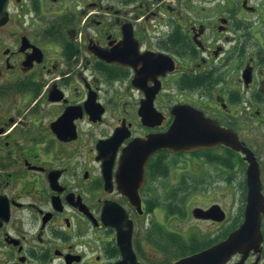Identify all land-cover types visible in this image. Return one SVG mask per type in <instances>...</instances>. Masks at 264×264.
Wrapping results in <instances>:
<instances>
[{
	"label": "flooded vegetation",
	"instance_id": "1",
	"mask_svg": "<svg viewBox=\"0 0 264 264\" xmlns=\"http://www.w3.org/2000/svg\"><path fill=\"white\" fill-rule=\"evenodd\" d=\"M0 9V264H264V0ZM180 107L247 154L161 149L125 169ZM247 159L263 207L242 231Z\"/></svg>",
	"mask_w": 264,
	"mask_h": 264
},
{
	"label": "water",
	"instance_id": "2",
	"mask_svg": "<svg viewBox=\"0 0 264 264\" xmlns=\"http://www.w3.org/2000/svg\"><path fill=\"white\" fill-rule=\"evenodd\" d=\"M145 144L153 150L166 146L170 147L173 151L179 152L213 149L222 144L237 150L240 149L231 135L223 130L218 122L207 119L204 115L195 111L178 112L174 125L164 138H155ZM145 144L135 145L134 147L143 148ZM131 150L127 154V160L131 159ZM140 160L147 161V159H144V155H142ZM249 179L250 195L247 206L246 222L242 227V231H245L252 223L256 222L255 217H258L263 207L262 198L260 197L259 176H254L251 172ZM236 239L235 236L231 237L230 242L232 243Z\"/></svg>",
	"mask_w": 264,
	"mask_h": 264
},
{
	"label": "rangeland",
	"instance_id": "3",
	"mask_svg": "<svg viewBox=\"0 0 264 264\" xmlns=\"http://www.w3.org/2000/svg\"><path fill=\"white\" fill-rule=\"evenodd\" d=\"M235 1V0H234ZM216 154H219L218 152ZM215 160V159H214ZM214 163L208 164L207 165V170L214 175V173H217L215 170H217L216 167L213 166Z\"/></svg>",
	"mask_w": 264,
	"mask_h": 264
}]
</instances>
